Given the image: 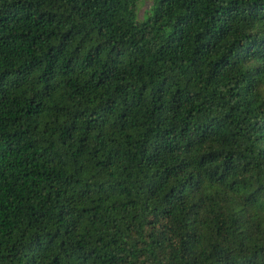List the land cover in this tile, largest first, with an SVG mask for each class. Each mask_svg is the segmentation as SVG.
Wrapping results in <instances>:
<instances>
[{
  "label": "trees",
  "instance_id": "1",
  "mask_svg": "<svg viewBox=\"0 0 264 264\" xmlns=\"http://www.w3.org/2000/svg\"><path fill=\"white\" fill-rule=\"evenodd\" d=\"M0 0V264H264V0Z\"/></svg>",
  "mask_w": 264,
  "mask_h": 264
},
{
  "label": "rangeland",
  "instance_id": "2",
  "mask_svg": "<svg viewBox=\"0 0 264 264\" xmlns=\"http://www.w3.org/2000/svg\"><path fill=\"white\" fill-rule=\"evenodd\" d=\"M151 3V0H144L143 3L141 4L140 6V9H139V16L142 14L143 10L145 8H148V6L150 5Z\"/></svg>",
  "mask_w": 264,
  "mask_h": 264
}]
</instances>
